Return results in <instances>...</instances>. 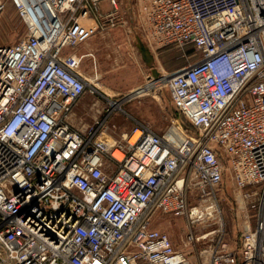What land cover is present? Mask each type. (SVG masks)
I'll list each match as a JSON object with an SVG mask.
<instances>
[{
    "label": "built area",
    "instance_id": "built-area-1",
    "mask_svg": "<svg viewBox=\"0 0 264 264\" xmlns=\"http://www.w3.org/2000/svg\"><path fill=\"white\" fill-rule=\"evenodd\" d=\"M8 1L25 31L0 44V264H264V0H143L152 41L196 56L155 80L188 125L119 138L108 115L72 123L89 83L64 49L124 24L121 0ZM227 187L245 218L234 245ZM158 213L184 217L198 252Z\"/></svg>",
    "mask_w": 264,
    "mask_h": 264
},
{
    "label": "rangeland",
    "instance_id": "rangeland-1",
    "mask_svg": "<svg viewBox=\"0 0 264 264\" xmlns=\"http://www.w3.org/2000/svg\"><path fill=\"white\" fill-rule=\"evenodd\" d=\"M142 1L121 0L126 22L108 29L110 34L112 31H119V34L116 32V37L111 35L109 44H100L94 50V57L84 59L83 67L89 86H86L84 93L73 108L71 120L75 126L89 125L95 118L104 119L108 115L104 122L105 128L114 137L119 138L123 134H129L135 126L139 125L150 126L158 132L165 129L172 119L177 120L183 127L188 125L174 108L170 92L164 82H157L152 88L146 86L147 91L129 96L133 90L129 87L131 85L129 77L126 81L120 79V68L131 67L135 63L131 35L135 34L136 14ZM24 31L25 25L17 10L7 0L6 8L0 17V44L15 42ZM136 31L138 32V28ZM123 37L125 38L123 39ZM83 44L85 42L73 47H66L64 55H72L74 50H81L80 46ZM153 55L151 66L141 62L145 68L141 85L155 81L159 76L172 72L196 59L195 55H190L189 47L184 49L176 46L164 47L162 50H153ZM151 83L154 84V82ZM111 101L118 102V104L113 106ZM230 195V188L227 187L223 198L220 199L219 206L224 219V237L229 244L234 245L240 235L245 218L241 209L233 206ZM189 202L197 205L200 199L195 196ZM154 225L169 235L175 247L182 248L191 256L198 252L183 246V237L188 228L187 220L184 217L158 213L154 219Z\"/></svg>",
    "mask_w": 264,
    "mask_h": 264
},
{
    "label": "crops",
    "instance_id": "crops-1",
    "mask_svg": "<svg viewBox=\"0 0 264 264\" xmlns=\"http://www.w3.org/2000/svg\"><path fill=\"white\" fill-rule=\"evenodd\" d=\"M101 8L103 10H107L108 8H110L109 4L107 1H102L101 2ZM139 9L137 10V21L135 23V27L138 28V32L136 31L135 28V34L131 35L132 36V41L134 44V50H133V59L135 60L133 66L131 67H124V68H120L119 72L121 75L122 81H126L129 77V82L131 83V85L129 86L131 89L133 88V90L131 92H133L134 90H136L138 87L141 86V82H142V75L144 74V70L145 68L143 67V64H141V62L143 61L147 66H151V62L154 59V55H153V50L156 49H161V47H158L157 44H155L150 35L149 32L147 30V26L144 23V21L142 20V17L140 16V14L138 13ZM142 28H139V27ZM116 32L117 31H112V33L110 34V30L107 31H99L97 33H95L93 36H91L89 39H87L85 42V44L80 46L79 51H75L73 52V56L79 61V70L81 72V74L86 78V73H85V69L83 67V63H84V59L85 58H92L94 57V50L97 49V47H99L100 44H109V42L111 41V35H114V37H116ZM119 32V31H118ZM117 32V33H118ZM119 34V33H118ZM121 36V35H119ZM130 36V39H131ZM125 37H123L124 39ZM129 40V37H127ZM126 42V41H125ZM124 42V43H125ZM127 44V43H125ZM140 45L143 46L146 50H147V54L151 57V59L149 61H146L144 58V55L141 51ZM142 65V67H141ZM87 79V78H86ZM130 92V93H131Z\"/></svg>",
    "mask_w": 264,
    "mask_h": 264
},
{
    "label": "bare ground",
    "instance_id": "bare-ground-1",
    "mask_svg": "<svg viewBox=\"0 0 264 264\" xmlns=\"http://www.w3.org/2000/svg\"><path fill=\"white\" fill-rule=\"evenodd\" d=\"M151 82H154V84L151 83ZM149 83H151V84H149ZM149 83H145V84L141 85L139 88H137L136 90H134L133 92H131V93L129 94V96H133V95H135V94L143 93L144 91H147L146 86L152 88V87H154V86L157 84L156 81H150ZM148 84H149V85H148ZM152 84H153V85H152ZM148 89H150V88H148ZM118 101H119V100H118ZM111 103H112L113 106H115V105L118 104V102H114V101H111ZM110 109H111V108H110Z\"/></svg>",
    "mask_w": 264,
    "mask_h": 264
},
{
    "label": "water",
    "instance_id": "water-1",
    "mask_svg": "<svg viewBox=\"0 0 264 264\" xmlns=\"http://www.w3.org/2000/svg\"><path fill=\"white\" fill-rule=\"evenodd\" d=\"M140 48H141V51H142V53L144 55L145 60L149 61L151 59V57L147 54V50L141 45H140Z\"/></svg>",
    "mask_w": 264,
    "mask_h": 264
}]
</instances>
